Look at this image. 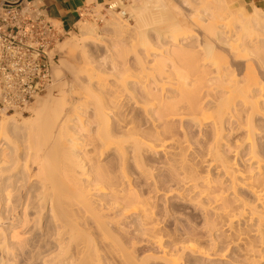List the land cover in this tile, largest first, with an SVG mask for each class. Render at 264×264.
Listing matches in <instances>:
<instances>
[{"label":"bare ground","instance_id":"1","mask_svg":"<svg viewBox=\"0 0 264 264\" xmlns=\"http://www.w3.org/2000/svg\"><path fill=\"white\" fill-rule=\"evenodd\" d=\"M128 1L127 6L122 0H109L105 9L110 16L106 25L114 37L102 62L106 74L94 68L84 70L74 101H68L65 94L52 100L36 97L30 105L34 117L21 118L25 127L37 132L39 120L53 111L55 126L59 127L58 146L53 144L47 155H39L38 150L35 155L2 154L1 145L9 141L17 119L13 114L0 119V172L6 173L2 183L7 184L0 199V264L4 252L30 254L28 263L35 258V232L27 209L29 188L22 189L19 204L13 207L11 200L16 187L26 186L28 179L40 184L36 195L42 211L46 210L38 218V233L41 239L57 244L55 254H46L43 264H100L101 252H111L120 264H143L136 255L139 236L125 239L123 219L139 215L140 229L159 246L166 228L160 226L153 204L135 183L138 176L133 180L135 171L130 170L124 151L127 144L132 146L131 161L137 172L144 151L178 154L175 176L183 185L199 189V197L204 198L199 202L202 209L214 206V214L229 226L238 214L244 216L247 211L248 218H255L264 228V132L257 131L256 126L258 121L264 123V80L257 76V71L264 74V13L257 6L254 15L244 12L240 28L250 29L243 34L227 28L234 11L228 9L226 0ZM182 7H190L189 28L182 25ZM94 24L81 18L75 25L86 35L97 31ZM131 30L140 37L138 42L132 40ZM149 30L160 40L155 47L149 42ZM59 44L76 46V39ZM217 47L225 48L232 60L242 62V76L234 74ZM210 73H215L216 82L207 77ZM214 83L221 89L220 96L207 106L205 100ZM59 104L61 108L54 110ZM126 105L134 110L135 118H128ZM138 113L146 119L137 118ZM183 118L196 123L205 136L203 155L209 156L208 166L218 162L221 175L229 178L232 188L237 184L246 189L250 201L232 207L207 174H200L185 161V140H179V125L174 122ZM230 120L235 123L230 130L239 133L235 144L248 145L242 154L247 155L248 168L237 165L235 157L226 158L219 149L223 127ZM75 123L76 130L70 129ZM108 152L119 154L110 167L102 162ZM179 236L172 240L171 250H162L167 264H179V255L187 250L201 252L196 244L177 241L183 237ZM78 245L82 246L81 256L68 255L69 247Z\"/></svg>","mask_w":264,"mask_h":264},{"label":"rangeland","instance_id":"2","mask_svg":"<svg viewBox=\"0 0 264 264\" xmlns=\"http://www.w3.org/2000/svg\"><path fill=\"white\" fill-rule=\"evenodd\" d=\"M108 2L109 1H105V3L100 6L96 5L93 10H90L83 16L85 20L90 23H95L94 25L97 28L95 33L82 35L76 26L74 30L66 31L67 33L64 34L60 41L66 42L67 40L74 38L76 39V46L70 47L65 45V47L59 44L60 42L57 43L54 51L58 54V60L54 67V74L56 77L60 78V81L51 90L36 96L37 98L42 97L45 100L50 98V100H52L53 98L58 99L65 94L68 101H74V91L79 89L80 78L86 74H84V70L91 71V68H94L93 70L96 69V72L100 71L105 73L106 67L102 66V62L107 55L106 49L111 46L114 39V37L111 36L112 34H110L105 21L110 18L106 11ZM122 2L127 6L129 4L128 0H122ZM226 4L228 5V9L234 11V14L227 20V28L230 29L232 33L235 31H241L245 34L247 30L250 29L248 27H245L244 29L240 28L239 24L240 20L243 19L242 15L244 12L249 11L250 14L254 15L257 12L253 8L257 6L260 12L264 13V4L255 5L249 0H226ZM119 9L117 8L118 11L121 10ZM182 11L185 13L182 25L189 28L192 26L189 17L190 7H182ZM261 27L263 26L261 25ZM199 31L200 30H196L195 32L198 33ZM131 32H133V30H131ZM149 33L151 36L149 42L155 47L159 44L160 40L153 37L154 34L152 33V30H149ZM97 37L101 39L99 40ZM243 37H245V35ZM139 39L140 37L136 33L132 35V40L135 42H138ZM217 50L219 56L227 62L230 69L234 71V74L237 77L242 76L244 72L242 62L234 61L229 58L225 48L217 47ZM211 67L212 66H210V70L213 72V68ZM257 76L258 79L263 78L264 80V74L262 71H257ZM207 77L212 78L213 82L217 81L215 73H210ZM130 84L132 83H129V85ZM212 86V93L210 92V96H207L205 100L207 101V106H210L211 101H214L216 98L218 99L220 96L221 89L220 87H217L218 84L214 83ZM36 97H34V99L23 109L2 114L5 116L13 114L12 116H15L17 119V127L11 129L9 133V141L4 144H2L3 140L0 141V145L2 144V154L35 155V152L38 150L37 152H39V155H47L53 144L59 143L60 138L57 133L59 127L55 126L56 117L53 111L51 112V114L53 113L52 115L48 111L49 113H45L43 119L39 120L37 132H32V129H30L29 126L25 127L21 123V118L23 116L29 119L34 117V110H31L30 105L36 100ZM61 106V104H59L57 108L54 106V110L56 109L58 111ZM124 109L125 112H127L128 118L136 117L134 110H132L129 105H126ZM150 110L151 113L154 111L153 109ZM137 118L143 121L146 119V116L138 113ZM174 122L179 125L176 128L179 140H185V161L192 164L194 167H197L200 174H207L208 177L215 182L217 187L222 189L224 199L232 207L239 208L242 201H250L251 197L246 189L237 184L232 188L229 178L221 175L220 171L217 170L218 162H214L208 166L207 160L209 159V156L203 155L206 146L205 136L201 130H198L199 128L197 124L187 118L175 119ZM227 123L228 124H225L221 133L222 140L220 141L219 149L224 153L226 158L234 160L233 158L235 157L237 165L239 164L240 166L248 168L249 163L246 160L247 155H242L246 153L248 145L245 144L242 147L235 144L234 139L236 136H239V133L230 130L235 124L232 120ZM77 126L78 124L75 123L74 126H69V128L76 130ZM256 126L257 131L264 132L263 122H256ZM261 146L262 149H264V137L262 138ZM131 147V144H127L124 151L128 156L127 160L130 162V170L132 169V172L135 171L132 175L133 180L138 176V178H136L138 181L134 180L135 183L138 185V188L140 187L139 189L142 191L143 195L153 204L154 213L156 214L155 216L158 219L160 226L166 228V233L164 234V231L162 232L165 236L159 246L153 241L150 242L151 239H148L149 235H147V233L145 235V231L140 229L139 215H131L130 217L123 219L125 225V239L131 241L134 240V235L139 236L140 248L136 255L142 260L143 264H167L162 258V250H171L175 236L179 235H182L183 237L179 236L181 239L176 237V239L179 238L177 241L193 243L201 249V252L187 250L180 254L178 260L179 264H264V228L261 226L259 227L256 224L255 218L249 219L247 215L248 212L246 211L244 216L238 214V218H236L238 221L236 220L233 223L234 225L232 224V226H229L226 221L224 223L223 219L219 220V217L214 214V206H207V209L201 208L199 202L200 200L204 201V198L199 197L198 188H193L191 185H183V183L176 178L175 172L179 171V169L173 170V168L179 167L178 161L180 155H172L171 152L158 151L154 153L144 151L143 159L139 163L140 170L137 172L131 161ZM170 149L168 150L170 151ZM103 155H105V157L102 162L105 166L110 167L117 161L116 155L119 154L108 152ZM5 174L6 173L4 172H0V199L3 197V192H6L3 191V189L7 184L4 185V183H2L3 178L6 176ZM25 182H27L26 186L23 185L16 187V190L12 193L11 200L13 207L16 204H19L22 189L29 188L31 197L27 209L31 219L30 225L35 232L34 244L37 245V248L33 253L35 254V258H32V261L28 263L27 257L30 254L20 255L4 252L3 264H43V257L46 254H55L57 249V244L55 242H52L50 239H41V236L38 233V229L40 228L38 218H40L44 214L43 212L46 211H42V202H40L41 200H39L36 195L39 192L40 184L37 180L30 181V179ZM1 203L2 201L0 200V205ZM12 212L14 211L12 210ZM9 213L10 210L7 215H9ZM42 220L43 219L40 221ZM5 224H7V221ZM228 227L229 229H227ZM167 234H170V237H168ZM78 247L79 248H77V246L69 247L70 250L68 251V255L72 257L81 256L79 251L82 246L78 245ZM100 256V264H120L115 255L111 252H101Z\"/></svg>","mask_w":264,"mask_h":264},{"label":"built area","instance_id":"3","mask_svg":"<svg viewBox=\"0 0 264 264\" xmlns=\"http://www.w3.org/2000/svg\"><path fill=\"white\" fill-rule=\"evenodd\" d=\"M65 33L30 1L0 0V117L23 109L60 81L54 50Z\"/></svg>","mask_w":264,"mask_h":264},{"label":"crops","instance_id":"4","mask_svg":"<svg viewBox=\"0 0 264 264\" xmlns=\"http://www.w3.org/2000/svg\"><path fill=\"white\" fill-rule=\"evenodd\" d=\"M17 1V0H9ZM30 1L39 7L44 13L54 20L64 31L76 28V23L83 16L93 10L96 5L103 4L109 0H23ZM255 5L264 4V0H249ZM83 14V15H82Z\"/></svg>","mask_w":264,"mask_h":264}]
</instances>
